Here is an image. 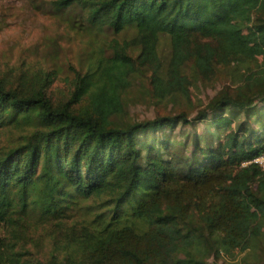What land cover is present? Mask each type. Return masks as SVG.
Here are the masks:
<instances>
[{
	"label": "trees",
	"instance_id": "16d2710c",
	"mask_svg": "<svg viewBox=\"0 0 264 264\" xmlns=\"http://www.w3.org/2000/svg\"><path fill=\"white\" fill-rule=\"evenodd\" d=\"M30 7L102 41L63 92L58 69L0 68V264H264V0Z\"/></svg>",
	"mask_w": 264,
	"mask_h": 264
},
{
	"label": "rangeland",
	"instance_id": "374dc122",
	"mask_svg": "<svg viewBox=\"0 0 264 264\" xmlns=\"http://www.w3.org/2000/svg\"><path fill=\"white\" fill-rule=\"evenodd\" d=\"M31 0H0V68L29 67L31 71L42 68L58 69V79L54 84V91L63 92L66 85L64 80L69 76L66 65L75 67L79 58L87 50L89 43L101 44L102 39L93 35H74L68 33L58 22L37 12L30 7ZM34 1V0H33ZM39 1V0H38ZM58 46L57 61H52L53 48ZM53 49V50H52ZM224 80L215 85H210L199 90L193 95L192 105L185 101L179 102L171 112L184 110L190 118L196 115L197 109L205 105L215 93L222 87ZM215 88H214V87ZM143 86L133 89L135 96L141 95ZM162 113H167L161 108ZM130 115L138 119L152 118L154 109L149 103L140 100L138 104H131ZM169 112V113H171ZM202 130V125L198 127ZM181 136L187 133L177 127L175 133ZM174 133V134H175ZM221 264H235L232 261H222Z\"/></svg>",
	"mask_w": 264,
	"mask_h": 264
},
{
	"label": "built area",
	"instance_id": "2783aa9c",
	"mask_svg": "<svg viewBox=\"0 0 264 264\" xmlns=\"http://www.w3.org/2000/svg\"><path fill=\"white\" fill-rule=\"evenodd\" d=\"M251 163L259 166L261 169L264 170V154L256 157L251 162H249V164H251ZM244 165H246V164H244Z\"/></svg>",
	"mask_w": 264,
	"mask_h": 264
}]
</instances>
